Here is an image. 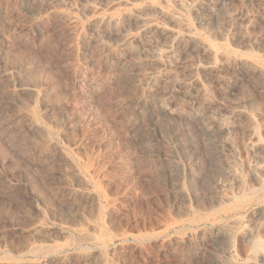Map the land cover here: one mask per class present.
<instances>
[{
    "label": "rangeland",
    "instance_id": "obj_1",
    "mask_svg": "<svg viewBox=\"0 0 264 264\" xmlns=\"http://www.w3.org/2000/svg\"><path fill=\"white\" fill-rule=\"evenodd\" d=\"M104 2L0 0V264H264V0Z\"/></svg>",
    "mask_w": 264,
    "mask_h": 264
},
{
    "label": "bare ground",
    "instance_id": "obj_2",
    "mask_svg": "<svg viewBox=\"0 0 264 264\" xmlns=\"http://www.w3.org/2000/svg\"><path fill=\"white\" fill-rule=\"evenodd\" d=\"M103 1H105L104 3H106V5L109 8H113L114 9L115 7H117L116 12L110 11L109 13H105L104 16H101L99 18L100 20L98 19V21H100V23H102L104 25H114L116 23L118 17L120 15H122V14H125V12L127 11L128 6H129L128 0H103ZM142 9L143 8L137 9L136 12H140ZM92 10L97 12V8H93ZM55 14L57 16H59L60 18H62L63 20H66V21H70L72 19L71 15L69 13H66V12H64L62 10H56ZM141 21L144 24V26H149V27L150 26H158V24H156L157 21L152 19V18H145V19L142 18ZM245 63L248 64L253 69H255L256 71H258L259 74H261V76H264V68L257 67V65L252 63V62H245ZM237 116L246 118L250 122L251 126L253 125V120H252V118L250 116H248V114L240 112V113L237 114ZM32 126H34V125H32ZM263 249H264V245L262 243H260V242L257 243V241H256L250 246L248 251H250L255 258H257V257L259 258V257H262L261 256V252H262L261 250H263ZM194 253H195V255H197V254H200L202 252H200V250L196 249V250H194ZM205 253L206 254H204V255L206 257V261H207L208 264H235V262H233L227 256V252L226 251L224 252L223 255H214L208 249H206ZM182 255H185V254L182 253Z\"/></svg>",
    "mask_w": 264,
    "mask_h": 264
}]
</instances>
